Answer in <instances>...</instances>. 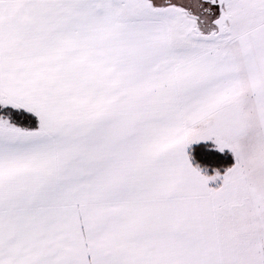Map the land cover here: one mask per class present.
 I'll list each match as a JSON object with an SVG mask.
<instances>
[{"label":"snow or ice","instance_id":"6c2138e0","mask_svg":"<svg viewBox=\"0 0 264 264\" xmlns=\"http://www.w3.org/2000/svg\"><path fill=\"white\" fill-rule=\"evenodd\" d=\"M0 264H264V0H0Z\"/></svg>","mask_w":264,"mask_h":264}]
</instances>
